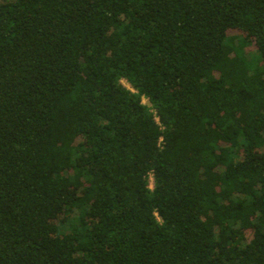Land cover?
<instances>
[{"label":"trees","instance_id":"obj_1","mask_svg":"<svg viewBox=\"0 0 264 264\" xmlns=\"http://www.w3.org/2000/svg\"><path fill=\"white\" fill-rule=\"evenodd\" d=\"M0 264H264V0H0Z\"/></svg>","mask_w":264,"mask_h":264},{"label":"rangeland","instance_id":"obj_2","mask_svg":"<svg viewBox=\"0 0 264 264\" xmlns=\"http://www.w3.org/2000/svg\"><path fill=\"white\" fill-rule=\"evenodd\" d=\"M122 82H123L124 85H126L128 87L130 86L129 83H127L125 80H123ZM152 182H153V180L151 179V187H153V183Z\"/></svg>","mask_w":264,"mask_h":264}]
</instances>
